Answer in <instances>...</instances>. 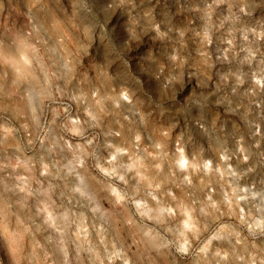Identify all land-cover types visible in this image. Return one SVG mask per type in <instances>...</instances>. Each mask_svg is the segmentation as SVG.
Here are the masks:
<instances>
[{
  "label": "clouds",
  "instance_id": "9594fccd",
  "mask_svg": "<svg viewBox=\"0 0 264 264\" xmlns=\"http://www.w3.org/2000/svg\"><path fill=\"white\" fill-rule=\"evenodd\" d=\"M0 264H264V0H0Z\"/></svg>",
  "mask_w": 264,
  "mask_h": 264
}]
</instances>
